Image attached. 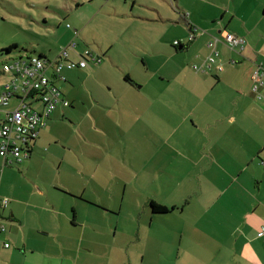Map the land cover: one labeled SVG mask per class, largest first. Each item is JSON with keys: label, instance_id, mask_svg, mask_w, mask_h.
Wrapping results in <instances>:
<instances>
[{"label": "crops", "instance_id": "obj_1", "mask_svg": "<svg viewBox=\"0 0 264 264\" xmlns=\"http://www.w3.org/2000/svg\"><path fill=\"white\" fill-rule=\"evenodd\" d=\"M183 1L176 0L183 5L180 10L187 11L183 19L187 30L179 27L178 36L186 40L191 26L195 37L176 48L173 58L178 60L164 62L156 70L167 67L170 72L155 93L140 92L143 85L137 86L129 73L124 76L131 82L120 84L125 92L103 93L98 87L109 84L103 74L114 63L103 62L99 54L100 64L79 70L87 74L81 80L84 95L76 89L64 94L55 83L69 106L55 108L60 113L53 118L51 114L40 128L29 157L12 165L0 157L2 184L8 171L17 173L11 166L22 164L28 172L31 163L42 161L36 150L41 151L45 141L46 152L59 168L65 161L70 164L68 159L73 163L71 175L66 167L58 174L75 184L60 177L58 188L78 203L70 208L47 207L49 197L38 177L25 180L28 195L46 197V206L19 208L24 204L13 201L0 208V225L5 226L0 232V264H47L64 255L62 247L58 255L55 240L72 230L85 246L80 249L85 256L81 264H98L103 256L105 264H264V235H258L264 228V101L251 91L255 63L264 68V0ZM223 32L245 40L241 52L219 45L210 70L193 72L191 64L201 63L208 52L206 43ZM230 60L236 63L231 65ZM64 71L74 70H63L64 81L58 82L67 81ZM260 92L264 94L263 89ZM64 110L70 116L81 113V118L68 124ZM73 125L78 135L68 146L69 139L59 130L73 132ZM121 192L124 198L140 192L137 197L147 200L144 208L99 203ZM151 201L169 212L152 214L145 208ZM113 215L118 221L108 239V227L102 222ZM123 216L126 230L136 232L135 236L129 232L130 238L124 227L119 230L126 257L122 261V238L116 243L115 238ZM103 233L107 236L101 237ZM98 246L104 248L99 255ZM67 254L69 259L78 255Z\"/></svg>", "mask_w": 264, "mask_h": 264}, {"label": "rangeland", "instance_id": "obj_2", "mask_svg": "<svg viewBox=\"0 0 264 264\" xmlns=\"http://www.w3.org/2000/svg\"><path fill=\"white\" fill-rule=\"evenodd\" d=\"M183 3L186 1L184 0ZM182 6L178 5L176 0H0V87L5 86L12 79L10 74H3L1 70L10 64L13 58L42 53L48 60H54L59 52L74 40L75 31H77L78 46L75 52H70L71 59L76 57L75 53L83 52L89 47L98 55L103 54V62H108L111 66L110 60L112 59L115 65L111 66L113 69L103 74L109 83L100 84L98 87L103 93L125 92L120 90V84L126 85L124 73H129L135 79L137 86L143 85L140 92L153 94L157 87L162 85L161 78L170 72L165 66L160 71L156 70L162 68L159 66L164 62L170 64L178 60L173 58L177 53L173 42L182 40V37L178 36L179 27L182 26L187 30L186 22L183 20L187 18V11L180 10ZM175 12L181 14L182 17H177ZM67 24L70 29L66 27ZM12 46L15 47L10 53H7L6 49ZM182 55H185L182 58L186 62V52H183ZM85 73V71L79 70L64 71L63 74L67 81L57 82L56 85L64 94H67L69 89H76V93L84 95L85 87L81 85V80L83 76L87 75ZM50 75L51 72H48V76ZM130 76L128 77L130 78ZM131 88L130 86L127 91L132 90ZM9 104L12 108L15 100L11 99ZM73 107L75 108V106ZM60 111V108H57L51 118L57 116ZM64 113L63 119H67L65 122L67 121L68 124L69 122L74 124L77 119L81 118V113L73 112L71 116L65 110ZM117 115L120 118L119 112ZM71 127L74 129L73 132L66 128L59 130L69 139L66 144L68 146L76 141L78 135V129L74 125ZM47 140L50 141V139ZM43 145H46L45 141L41 145V151L36 150V153L42 157L40 159L42 161L31 163L28 172L20 164L11 166V169L16 170L20 175L13 171H8L5 174L2 184L0 183V198L9 200L7 206L10 207L13 201H20L24 206L19 208L45 207L46 197H49L47 207H50L51 204L55 208L60 205L62 208H70L71 203L78 204L71 193L58 188L61 183L60 177L64 183L75 184L74 180L66 179L69 176H59L58 174V169L63 170L66 167L68 170L66 174L71 175L73 163L68 159L70 164L67 165L65 161L59 168L57 160L49 156L50 153L46 152L47 148ZM29 177H38L41 190L46 194L44 199L28 195ZM35 181L37 182V180ZM145 191L147 192V190L141 192ZM138 194L140 192L133 193L131 196L128 194L124 198L121 192L120 196L118 194L114 197L109 196L99 203L101 205L104 203L108 207L113 206V208H144L143 204L147 200L137 197ZM148 195L161 200L155 193L148 192ZM25 204L27 205L25 206ZM146 205L145 208H149L148 203ZM70 217H73L71 212ZM112 217H107L102 222L108 227V239L114 236L115 221H118L115 215ZM124 218L125 216L119 220L120 225L115 238V243L122 238V261L126 257L123 236L120 235L119 230L124 227V232L128 233L130 238L133 237L129 232H133L134 236L136 232L135 230H126ZM106 236L105 233L101 235V237ZM55 241L60 246L58 255H61V247L64 249V255L57 256L47 264H74V260L75 264L83 262L85 256L80 249L85 246H80L77 233L74 230L60 236ZM74 252L78 253L77 257L72 256L73 259L71 257L69 259L67 253L72 255ZM102 252H104V248L98 246L96 254L99 255ZM54 253L52 250L53 256ZM104 257L99 258L100 260L97 259L96 262L105 264ZM63 259L65 261H62ZM120 263L121 261L118 262V264Z\"/></svg>", "mask_w": 264, "mask_h": 264}, {"label": "built area", "instance_id": "obj_3", "mask_svg": "<svg viewBox=\"0 0 264 264\" xmlns=\"http://www.w3.org/2000/svg\"><path fill=\"white\" fill-rule=\"evenodd\" d=\"M66 27L70 29L67 24ZM187 40H177L174 46L182 48L194 39V30L188 26ZM78 32L75 31V36ZM221 45L229 51L241 52L245 40L229 32H223L221 37L212 36L206 43L207 54L202 57L201 63H193L191 70L195 73H206L215 64L219 56L218 46ZM75 42H70L64 47L56 60L47 61L38 57L26 56L13 59L4 66V71L12 79L0 87V157L5 164H19L31 154L34 140L38 130L45 126L47 119L58 105L68 107L69 102L62 97L56 81H64L61 76L63 70L85 69L101 63L97 53L87 47L83 52L75 53L71 59L70 52H75ZM76 58V59H75ZM234 65L236 62L230 60ZM221 71L222 67H218ZM48 72L51 75L48 76ZM264 68L261 63L254 65L251 75V91L258 101H264ZM15 104L10 108V100ZM10 108V109H9ZM7 198H0V208H6ZM5 231V226L0 225V232ZM264 235V229L259 236ZM4 248L9 244L4 243Z\"/></svg>", "mask_w": 264, "mask_h": 264}, {"label": "trees", "instance_id": "obj_4", "mask_svg": "<svg viewBox=\"0 0 264 264\" xmlns=\"http://www.w3.org/2000/svg\"><path fill=\"white\" fill-rule=\"evenodd\" d=\"M76 37L77 36H75L74 37V40H72L71 42H75V47L77 48V46H78V43H77V39H76ZM186 40H187V38H186ZM186 40H184V42L183 43H185V41ZM15 46H12V47H9V48H7L6 49V52L7 53H10L11 52V50L14 48ZM175 48H178L177 46H174ZM75 48V49H76ZM60 53V52H59ZM59 55V54H58ZM58 55H57V57L54 59V60H56L57 58H58ZM26 56H33V57H38V58H41V59H44V60H47V61H53V60H48L47 58H46V56L44 55V54H42V53H40V54H38V55H30V54H28V55H24V56H19L18 58H20V57H26ZM13 59H17V58H13ZM12 59V60H13ZM11 60V61H12ZM192 65V64H191ZM74 70H76V69H74ZM78 70H81V69H78ZM1 72L4 74H6V72L4 71V69H2L1 70ZM124 80L125 81H130V79H129V77L128 76H124ZM56 82H58V81H56ZM55 82V83H56ZM131 82V81H130ZM62 93V92H61ZM63 95V94H62ZM50 117V116H49ZM48 117V118H49ZM47 118V119H48ZM47 119H45V121L47 120ZM46 124V123H45ZM40 130V129H39ZM38 130V131H39ZM38 135V134H37ZM36 140V139H35ZM34 140V141H35ZM34 143V142H33ZM32 150V149H31ZM27 159V158H26ZM25 160V159H24ZM23 160V161H24ZM8 165H12V164H8ZM148 206H149V208H150V210H151V213L152 214H159V215H161V214H165V213H168L169 212V210L167 209V208H165V207H163V206H161V205H158V204H155L153 201H151L150 203H148ZM264 229V228H263ZM262 229V230H263ZM259 235V234H258Z\"/></svg>", "mask_w": 264, "mask_h": 264}]
</instances>
